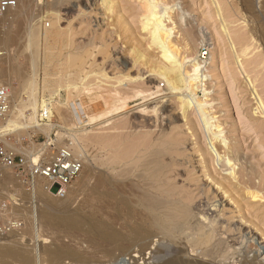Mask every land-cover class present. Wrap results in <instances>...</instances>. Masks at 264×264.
<instances>
[{
  "label": "rangeland",
  "instance_id": "obj_1",
  "mask_svg": "<svg viewBox=\"0 0 264 264\" xmlns=\"http://www.w3.org/2000/svg\"><path fill=\"white\" fill-rule=\"evenodd\" d=\"M55 1L58 0H27L26 4L18 3L20 4L18 9L24 6L21 8L24 11L21 12V15L23 14L22 18L25 16L26 22L24 23V19L21 20L23 21L22 27H25L28 21L27 25L30 24L32 28L39 32L37 79L40 86L37 94L39 101L37 109L40 108L41 99L50 102L53 105L51 122L56 126L50 133L49 139L43 131L37 130L33 133L29 130L27 136L25 131L20 130L5 133L2 137L4 141L19 153L22 149L28 150L31 148L29 150L32 152L41 149L44 151V155L50 156L67 139L73 138V141L75 140L74 149L83 158L85 165V173L81 171L82 175L78 177L80 173L72 182L68 193L70 209H78L91 200L89 186L93 181V177L100 173L105 176L109 174L110 177L113 172L110 167L100 165L101 160L108 154V149L106 151L100 148L92 141L93 137L109 135L110 133L115 135V133L120 134V132H123L125 135L122 133L121 136L122 138L128 136V138H125L127 141L132 136L134 137L137 132L139 134L142 132V135L148 132L153 133L151 134L152 138H158L161 132L170 131V127H172L170 134H167L168 132L164 134L166 136L175 134L176 137L175 135L172 137L175 140H170V142L172 144L178 142L177 144L180 147L176 143L177 146L173 145L174 149L176 147L179 151L178 155L177 153H173L174 156L172 155L174 160H178L174 163V169L176 168L174 174L179 175L177 178L175 175V177L173 176V182L176 186L181 185L179 186L180 189L183 187L182 190H185V192L182 191L183 193H193L189 195L192 197V201L195 198L191 202L193 211L197 209L196 212L201 215L204 214L203 218L199 217L200 219L197 220L203 219L201 220L202 223L199 221L201 225L204 224L203 226L216 220L217 224L216 221H213V225L211 224L212 226L209 225V227L216 229V239L223 240L222 251L215 259L198 257L197 253H192L187 248L188 257L199 259L205 263L240 264L247 256L245 258L247 260L252 259L254 262L261 261L262 263L264 261V118L257 109L256 97L259 95L264 101V0H217L221 8V18L226 27L232 32H245L246 35L252 36V43L256 46L254 49L250 48L249 57L246 56L250 61L245 65V72L240 71L237 66L235 50L229 46V42L223 34V28L220 27L222 25L220 23L221 19L217 16L216 6L212 0H164L169 6H172L170 18H165L164 24L168 28H172V43L179 59H183L180 70L181 76H183L184 69H190L188 67L193 60L203 61L202 65H205L204 70L208 74L205 80L206 90L205 93L199 89L196 90V97L205 101L204 108L209 116L213 117L211 122L219 125L218 129L222 130V135L226 138L228 147L221 143L219 139L213 140V143L220 156L225 154L226 157L232 158L231 163L236 161L235 163L238 164L235 166V170L238 171L235 178H231L228 172L221 171V167L219 168L222 162L212 152L209 143L207 144L209 140L206 137L207 135L204 134L205 131L201 121H199L195 107L184 108L183 111H185L182 113L185 115L181 114L182 109L180 110L176 97L177 94L186 93L183 90L184 86L180 85L182 87L180 92L169 90L166 83L153 72V67L160 61V52L155 45L150 43L147 30L142 28L141 24L144 18L139 0H108V2L106 0H65L60 5L58 4L57 9L53 6ZM14 2L17 1L14 0ZM106 4H109V7ZM15 5L17 6V3L11 4L12 9L16 8ZM12 9L9 8L6 12L13 11ZM180 16L183 17L182 21L179 20ZM54 21L57 24L53 23ZM7 24L8 21L5 22V27ZM142 29L143 31H141ZM55 31H58L61 36H55ZM44 33L49 34L48 39L44 38ZM26 38V35L23 34L18 41L13 42L8 47L11 69L8 76H2L3 84L9 90L11 105H15L16 110L12 115L13 117L18 112L17 110L22 107L21 104H27L29 100L22 88V81L26 77H30L33 72L29 60L30 49L26 48ZM251 53L255 55L253 56ZM243 58L238 57L239 60ZM256 60L260 64L255 63ZM3 66H5L4 61L1 70ZM255 70H257L256 73ZM59 78H62V81L70 80L76 83L78 88L57 87L53 81ZM43 80L47 81L45 88H42ZM118 80H121L122 83H118ZM94 84L106 90H100ZM154 85H159L160 89L155 93H151L155 91ZM114 88H117L120 97L126 98V100L123 99L125 101L123 108L118 109L116 113L114 112L115 114L103 115L94 123L86 124V126L85 123H82L75 126L71 113L64 103L69 100L81 102L88 115H99L107 109L104 100L108 103L113 101L111 95ZM84 90H88V92ZM121 91H125V93ZM135 91H137L136 93L138 91L143 93L136 94ZM105 92L109 95H106ZM69 96L72 97L69 98ZM155 105L159 109L157 110V112L159 111L158 114L151 111V108ZM29 113H31V109H24L26 116ZM173 118L176 121L173 122ZM122 121L125 128L124 126H117ZM173 124L175 125L173 126ZM143 132L145 133L143 134ZM77 135L81 139L76 143L78 140ZM166 157L168 158L166 160L170 159L169 155ZM7 171L10 175L7 176L9 184L0 187V207L4 209L3 212L0 210L4 225V229L0 230V245L10 242L9 244L17 245L20 250V247H22V255L25 258L21 255L22 258H15L14 262L9 258L10 264L15 262V264H22L23 260L28 261L23 264H31L32 262H34L32 264H48L46 260L44 261V258L40 261L43 254H38L39 252L36 250L40 249L41 252L42 248L40 246L47 245L48 241V244H50L54 238L51 237L50 239L49 234L54 236L56 233H52L48 225L42 224V226H46L45 230L50 231L49 234L47 231L44 233L45 230L42 229L43 227L41 228L39 218L36 219L35 227L30 226L28 198L24 195L26 194L24 186L19 179L15 181L17 178L10 169H7ZM91 175L92 178L89 180ZM2 182L5 183V179L0 173V183ZM192 189L194 192H192ZM225 190L226 192H224ZM223 192L225 195H223ZM254 194H256L255 197H253ZM232 195L233 200L228 199ZM235 196L236 198H234ZM18 198L23 205L19 207L16 214L24 216L25 228L16 231L10 229L8 225L10 224L9 214L15 213V209H10L13 206L12 201L16 202ZM36 201V204H38L36 209H38L41 201L38 200V197ZM210 205H213V207ZM208 207H211L212 211ZM211 212L212 216L210 217ZM210 218H213V220L211 221ZM193 221L195 220L193 219ZM208 228L206 227V229ZM222 233L224 236H222ZM220 234L222 237L219 236ZM63 235L61 239L66 236ZM76 235L81 241L76 240ZM75 236L67 235L64 238L67 241L65 243L69 244L70 242L71 246L74 244L78 250L81 249L83 252L87 262L83 261L78 264H132L133 262L136 264H154L156 256L153 253L159 248L158 243L162 242L160 245H163L168 242L160 234H154L151 239H148V242L146 240L147 244L143 245V242H138V240L131 243L122 252L113 244L110 247V244L105 245L103 243L96 249L97 246L85 240L84 242L79 234H75ZM73 238H75V241ZM179 240L186 245L187 241L184 239V235ZM62 242H64V239ZM79 245H82V248ZM103 245L113 248L112 252L110 248L102 247ZM90 246L95 250L91 251ZM129 247L131 251H129ZM224 251L228 253L226 254ZM94 252L97 258H93L95 256ZM84 253H86V256ZM101 253L104 255H101ZM121 253L122 255H120ZM33 254H37L39 261H36L35 258L32 260L31 257H35ZM134 255L137 256L134 257ZM28 257L30 260H27ZM218 258L221 261L223 259V261L219 260L217 262ZM151 260L154 262H151ZM68 262L70 263L66 259L62 264H68Z\"/></svg>",
  "mask_w": 264,
  "mask_h": 264
},
{
  "label": "bare ground",
  "instance_id": "obj_2",
  "mask_svg": "<svg viewBox=\"0 0 264 264\" xmlns=\"http://www.w3.org/2000/svg\"><path fill=\"white\" fill-rule=\"evenodd\" d=\"M15 1H17V2H14L15 4L17 3V6L15 5L16 8L12 9V6H11V9L13 11H8V12H6L0 16V47L3 48L6 52V58H4L5 59L4 60L5 66H3V69L0 70V79L2 81L3 75L8 76L9 71L11 69L10 65H9L10 54L8 51V47L11 46L10 44H13V42L18 41L22 37L23 34L26 35V37H27L25 40L26 41V48L30 49L29 60H30V66L32 67L33 72H32V75L30 77H26L22 81L23 92L26 93V95L28 96V99H29L28 103L27 104L22 103L21 104L22 107L17 110L18 112L16 113V115L14 117L12 115L16 109H15V105H11L10 113L8 115L9 117H7L3 122L0 123V137L2 138L4 136V134L7 132L9 133V131H15L16 132V131L22 130V131H25L27 136H28L29 130L32 131L33 133L35 131L39 130V131H43L46 134L47 138L49 139L50 133L52 132V130L56 126V125L52 124V122H51L52 118H53V111H52L53 105L50 102H45L44 99H41L40 108L45 107L49 110L48 121L46 123H41L37 117V112H39V110L37 109L39 106L37 94H38V89L40 86L38 84V79H37V74H38L37 73V67H38V63H37L38 62L37 61L38 53L37 52H38V47H39V41H38L39 40V32H37L34 28H32L30 24L27 25L28 21L26 23V26L22 27L23 26L22 22L23 21H24V23L26 22L24 19L25 16L22 18L23 14L21 15V12L22 13L24 12L21 8H23L24 6L19 8V9H18V6L20 4H24V3L26 4L27 0H15ZM62 1H65V0H58L57 2L55 1V4L52 2L55 9L58 8V6L60 5V3ZM106 1L108 2V0H106ZM139 1L141 2V6L143 9V18H144V21L141 24L142 28L147 30V32L149 34V38H150V43L155 45L156 48L160 52V61L158 62V64H156L153 67V69H152L153 72L155 73L156 76H158L161 80H163L166 83L169 90H175L177 92L178 91L180 92L182 90V87L180 85L182 84L184 86L183 90L186 93L185 94L182 93L180 95L177 94V97H176V100L178 99V102L180 105L179 106L180 110L182 109L181 114H184V113H182L185 111V110L183 111L184 108L188 109L189 106L195 107L194 109H196V113L198 114V118L200 119L199 121H201L203 128H204V131H205V133L204 132H202V133L206 134L207 135L206 137L209 140V141L207 140L208 141L207 144L209 143V146L211 147L212 152L215 155H217L219 160L222 162V164L220 163L221 166L219 165V168L221 167V171L223 170L224 172L225 171L228 172V174L231 176V178H235L237 175V172H238L235 170V166L238 164L235 163L236 161L234 163H231L232 158L230 159V158L226 157L225 154L223 156H220L217 148L215 147V144L213 143V140L219 139V141L221 143H223L224 145H227L226 138L222 135V130L218 129L219 125H217V123L211 122V119L213 117H210L209 113L205 110V108H204L205 101L200 100L199 98L196 97V90L199 89L203 93H205V90H206L205 80L208 77V74H207V71L205 72V70H204L205 65H202L203 61L199 62L197 60H193L192 64L188 67L190 69L189 70L184 69L183 70L184 72L182 73L183 76H181L180 70H181L182 65H183V59H179V57L176 54L174 44L172 43V40H171L172 28H168L167 25L164 24L165 18H168V19L170 18L172 6H169L167 4V2L164 0H139ZM212 1L216 6V12L218 14L217 16L220 17V19H221L220 23L222 25H220V27L223 28V34L227 38V40L229 42V46H231V48L233 50H235L234 52H235V59H236L237 66H238L240 71L245 72L246 71L245 65L248 61H250L246 56H248L250 54V52H251V51H249L250 48H252V49L256 48V46H254V44L252 43V40H253L252 36L246 35L245 32L242 33L239 31H235V32L230 31L226 27V25L224 24V22L221 18V13H220L221 8L218 4V1L217 0H212ZM18 3H20V4H18ZM106 6L109 7V4H106ZM138 6H140V5H138ZM108 7H106V8H108ZM109 10L111 11V9H109ZM107 12H108V10H107ZM24 15H25V13H24ZM53 16H54V14H53ZM21 20H23V21H21ZM179 20L182 21L183 17L180 16ZM7 21H8V24L5 27V22H7ZM226 21H228V20H226ZM229 22H230V20H229ZM53 23L57 24V22H55V21ZM229 25H230V23H229ZM54 29H55V27H54ZM143 29L141 31H143ZM49 32H50V30H49ZM54 33H55V36H57V37L61 36L58 31H55ZM43 36H44V38H47L49 36V34L44 33ZM201 38H202V40H204L203 37H201ZM257 38H258V36H257ZM44 40H46V39H44ZM240 56L242 58L243 57L244 58L239 60L238 57H240ZM254 62L256 63V62H258V60L254 61ZM124 65H125V63H124ZM123 70H124V68H123ZM257 70H255L254 72L256 73ZM80 79H82V78H80ZM62 80H63L62 78L54 80L53 81L54 85H56L57 87L64 86L66 89L78 88L76 86V83H73L70 80H66V81H62ZM87 81L85 82L86 84H87ZM112 82L114 83V81H112ZM118 83H122V81L118 80ZM83 84H82V86H83ZM46 85H47V81L43 80L42 81V88H45ZM95 87H97L100 90H103V89L106 90L105 88H101L98 85H95ZM116 87L118 88V86H116ZM122 87H124V86H122ZM117 88L112 89L113 93L111 96H113V97H111V99L113 101L111 103H108L107 101L104 100V102H106L105 104H106L107 109L104 111V113H101L99 115H88L81 102L69 100L66 103H64L67 106L69 112L71 113L72 120H73L75 126H78V124H82V123H85V126H86V124L94 123L96 120L101 118L103 115L105 116L108 114H112L114 112L116 113V111L118 109L123 108V106L125 105V101L123 99L126 100V98H124L123 96L120 97L121 95L119 96V92H118ZM91 89H92V87H91ZM109 89H110V87H109ZM154 89H155V91L151 92V93H155V92L159 91V89H160L159 85H154ZM84 91H86V90H84ZM86 92H88V90ZM123 92L125 93V91H123ZM136 92L137 91H135V93ZM140 93H143V92L138 91V93H136V94H140ZM105 94L109 95V93H107V92H105ZM73 95H74V93H73ZM71 97L69 96V98H71ZM107 98L109 99V97H107ZM256 101H257V109H258L259 113L263 115V118H264V101H263L262 97H260L259 95H257ZM58 104H60V103H58ZM156 105L151 108L152 113H155V112H157V110H159L156 107ZM181 107H183V108H181ZM27 108L31 109V113H29V115L26 116L24 114V109H27ZM158 112H157V114H158ZM38 115H39V113H38ZM184 115H182V116H184ZM174 121H176V120H174V118H173V122ZM186 121H188V120H186ZM122 122H121V124H118L117 126L123 127L124 125H122V124H124V122L123 123ZM171 122H172V119H171ZM174 125L175 124H173V126ZM202 125H200V126H202ZM120 127H119V129H120ZM176 127H177V124H176ZM124 128H125V126H124ZM170 128L172 129V127H170ZM171 129H170V131H167L168 133L166 131L165 132L167 134H170L169 132H171ZM159 132H160V130H159ZM165 132L164 131L161 132L160 134L163 133V135L160 136V134H159L158 138H155V137L152 138L151 134H153V133L150 134V133L146 132L145 135H142V132L140 134L137 132L136 135L139 134L138 136L135 135L136 137L135 136L133 137L131 134L132 137L131 138L129 137L130 140L127 139V141L125 138H128V136H127L128 134L126 135L127 137L124 136V138H122L121 134L123 132L122 133L120 132V134L115 133V135L110 133L109 135L107 134V135H100V136L93 137L92 141H94L95 144H97L100 148L105 149L106 151L108 149V154L106 155L105 158H103L101 160L100 165L108 166V168L110 167V169L113 172L111 171L112 176H110V177L108 176L109 174L107 176H105L102 173L93 177V181L89 186L91 200L86 202V204L84 206H82V208L70 209V207H69L70 206L69 205L70 200L68 199V193H69L70 189L67 191V194L65 196L55 197V196L49 195L41 187H38L37 197H38V200L41 201V202H39L41 204H39L40 206L38 207V209H36V212H37L36 213V215H37L36 219L39 218L40 226H41V228L43 227L42 229H44V230L46 229V226H42V224H45V225L49 226V228L52 230V233H54V232L56 233V235L53 236L52 234L48 233L50 231H47V230L44 231L43 230L44 233L47 231V233L50 236L47 233L46 234L50 237V239H51V237H54V238H53V240H51L50 244H48L49 243V241H48L47 245H45L43 247H42V245L40 246L42 248L41 252L39 251L40 249L36 250L39 252L38 254H40V253L43 254V257H40L41 258L40 261H42V258H44V261L46 260L48 264H62L64 262V260H66V259L70 261V263L68 262V264H78V263H81L83 261H86V259L83 256V252L81 251V249L79 247V246H81V248H82V245L77 246L80 249V250H78V248H76V246L74 244H73V246H71L72 244H70V242H69V244L65 243V241H66L65 238L67 235H73V237H74L75 234H79L80 237L82 236L83 241L84 240L88 241V243L90 242V244L93 243L94 246H97L96 249L98 248V246H101L104 243L105 245L110 244L109 245L110 247H111V244H113V246L115 245L116 247H118L119 250H122V252H123L124 250H126L128 248V246L131 243H133L135 241H138V240H139L138 242L142 241L143 245H145V244H147L148 239H151V237L154 234H156V235L160 234L168 242L167 243L165 242L163 245H160V243H162V242L158 243L159 248L157 247L158 249H156L155 253H153L156 256V260H155L154 264H215V263H211V262L205 263L199 259H196V258L191 259V257L190 258L188 257L189 254H187V251H186L187 248L192 253H197L198 257L200 256L201 258H207L210 260L215 259L217 257V255H219L220 252L222 251V244H223L222 241L223 240L221 241V240H219V238L216 239V234H217L216 229L213 227L212 228L209 227V225L210 226L213 225V221H214L213 218L212 219L210 218V220L211 221L213 220V221L210 224L207 223L208 226L206 224H205L206 226H203L204 224L201 225V223H202L201 220H203V219L197 220V219L203 218L204 214L201 215L199 212H196L197 209L195 211H193V209H192L193 206H191V202H193L195 198L192 201V197L189 196L190 194H193V193H189V194L183 193V192H185V190H182L183 187H181V189H180L179 186H181V185L178 184L179 186H176L175 183L173 182L172 178L175 175L174 171L176 169V168L174 169V163L178 162V160L177 161L174 160V157H173L174 154L173 153H177V155H178L179 151L176 149V147L174 149L173 145L176 142L173 144L170 142V140L171 141L175 140V139L174 140L172 139V137L175 134L173 136L172 135L166 136V134H164ZM144 133L145 132H143V134ZM147 133H148V135H147ZM173 133H175V132H173ZM123 135H125V133H123ZM178 135H181V134H178ZM178 135H177V137H178ZM165 136H166V138H164ZM29 137H31V136H29ZM77 137H78V135H77ZM175 137H176V135H175ZM74 138H76V137H74ZM178 138H176V139H178ZM77 139L78 140L76 141V143L79 141V139H81V137H78ZM124 139H125V142H124ZM6 141H7V139H6ZM42 144H45V143H42ZM81 144H83V143L81 142ZM6 145L11 147V145H9V143L8 144L6 143ZM180 146H182V145H180ZM178 147H179V145H178ZM227 147H228V145H227ZM11 148H13V147H11ZM29 149H31V148H29ZM29 149L28 150L22 149V151L20 150V152L22 154H25L29 157H34L36 159L35 152H32ZM168 155L170 156L169 157L170 159L166 160V158H167L166 156H168ZM177 155H175V156H177ZM197 156H199V155H197ZM175 166H176V164H175ZM84 171H85V165H83L82 173ZM250 171L252 172V170H250ZM0 173H1V176H3L5 179V183H3V182L0 183V187L4 186V184H6V185L9 184V181L7 180V176L9 175V172L7 171V169L0 168ZM82 173L78 177H80L82 175ZM177 173H179V172H177ZM104 174H105V172H104ZM246 175H247V173H246ZM177 176H179V175H177ZM177 176H176V178H177ZM239 177L241 178L240 175H239ZM91 178H92V175L90 176L89 180ZM15 181H18V178ZM241 181H243V180H241ZM216 184H217V182H216ZM20 186H21V184H20ZM217 186H219V185H217ZM221 187H224V186H221ZM221 190L223 191V188ZM192 192H194L193 189H192ZM224 192H226V190ZM224 192H223V195H225ZM199 193H200V190H199ZM24 195H25V197L28 198V196L26 194H24ZM229 195H231V194H229ZM255 196H256V194H254L253 197H255ZM232 198H233V195H232V197L230 196V198H228V199L233 200ZM234 198H236V196ZM236 203H237V201H236ZM239 204L241 205V203H239ZM36 205H38V204H36ZM213 205H210V206L213 207ZM208 208H210V211H212L211 207H208ZM241 208H243V207H241ZM202 210L205 211L204 209H202ZM195 216H196V218H195ZM209 216L210 217L212 216V212H211V215L209 214ZM206 218H208V217H206ZM193 219L195 221H193ZM214 219H217V218H214ZM207 220H209V219H207ZM38 221H37V223H38ZM215 223L217 224V221ZM206 227L207 228L209 227V228L206 229ZM49 228H47V229H49ZM72 233H74V234H72ZM62 234L66 235V236L63 235L65 237V238L63 237L64 242H62L63 239H61ZM43 235H45V234H43ZM58 235H61V236H58ZM182 235H184V239L187 241V243H186L187 247L182 241L180 242V240H179V238ZM219 236L222 237L224 235L222 233V236H221V234ZM69 237H71V236H69ZM77 237H76V240L77 239L79 240L80 238L79 237L77 238ZM68 239H70V238H68ZM74 239L75 238H73V240ZM146 240H147V242H146ZM79 241H81V240H79ZM76 242H78V241H76ZM9 243L8 244L5 243L4 245H0V264H10L9 258L12 259L11 261H13L15 258H19V259L22 257L25 258V256L22 255L23 254L21 251L22 247H20L21 248V250H20L19 247L17 248V245H14V244L12 245ZM105 245H103L102 247L108 248V246L105 247ZM148 245H149V243H148ZM147 247H146V249H147ZM259 247H261V246H259ZM90 248H91V246L89 247V249ZM87 249H88V247H87ZM93 249L95 250V248H93ZM93 249L91 248L90 250L93 251ZM110 249H111L110 251L112 252L113 248H110ZM25 250H26V248H25ZM100 251H101V248H100ZM108 251H106V252L108 253ZM110 251H109V253H110ZM129 251H131L130 247H129ZM147 251H149V250H147ZM30 252H31V250H30ZM30 252H28V253H30ZM103 252H104V250H103ZM224 252L226 253V251H224ZM102 253H101V255H104ZM130 253H129V255H130ZM85 254L86 253H84V255ZM123 254H125V253H123ZM21 255H22V257H21ZM33 255L35 257H31L32 260H34L33 258H35L37 261L38 260L37 254L36 255L33 254ZM87 255H88V253H87ZM120 255H122V253ZM223 255H225V254H223ZM223 255H220V256H223ZM136 256L137 255H134V257H136ZM26 257H27V254H26ZM89 257H91V256H89ZM104 257H106V256H104ZM93 258H97L96 253H95V256H93ZM245 258L243 259L242 262L239 261L240 264H262L264 262L263 261L264 259L263 260L260 259L263 261L261 263V261L254 262L252 259L247 260ZM28 259L30 260L29 257L27 258V260ZM226 259H228V258H226ZM219 260L220 259L218 258L217 262H219ZM19 261L21 262V260H19ZM222 261H223V259H222ZM24 262H28V261L23 260L22 264ZM89 262H91V261H89ZM151 262H154V261L151 260ZM32 263H34V262H32ZM134 264H136V263H134Z\"/></svg>",
  "mask_w": 264,
  "mask_h": 264
},
{
  "label": "built area",
  "instance_id": "obj_3",
  "mask_svg": "<svg viewBox=\"0 0 264 264\" xmlns=\"http://www.w3.org/2000/svg\"><path fill=\"white\" fill-rule=\"evenodd\" d=\"M13 1L0 0V16L11 8ZM6 56V52L0 47V70ZM11 100L8 88L0 79V123L9 115ZM49 110L45 107L39 109L38 119L41 123L48 121ZM50 145L49 142H47ZM74 141L70 137L61 144L52 155H44L43 150L33 151L35 157L16 152L6 145L3 138H0V168L10 169L24 186L28 195L29 221L30 226H36V203L37 189L41 187L49 195L63 197L67 194L72 182L77 178L83 169V158L74 149ZM19 198L12 201L15 213L9 214L10 224L8 227L14 230H22L25 227L23 215L16 214L22 206ZM3 212L4 209L0 207ZM0 230L4 229L3 218L0 215ZM2 218V220H1Z\"/></svg>",
  "mask_w": 264,
  "mask_h": 264
}]
</instances>
